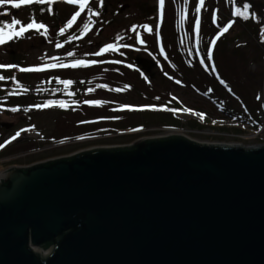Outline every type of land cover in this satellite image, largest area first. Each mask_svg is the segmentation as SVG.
Here are the masks:
<instances>
[{
    "label": "rangeland",
    "instance_id": "obj_1",
    "mask_svg": "<svg viewBox=\"0 0 264 264\" xmlns=\"http://www.w3.org/2000/svg\"><path fill=\"white\" fill-rule=\"evenodd\" d=\"M111 1L114 7L109 6L104 14ZM122 3L127 5L124 11L118 9ZM245 4L250 6L248 19L234 15ZM6 5L1 10L0 26L13 18L26 25L24 20H33V12L41 17V10L45 22L55 21V14L65 17L66 21L60 22L65 23L62 28L67 34L56 42L37 44L29 30L17 42L0 45V64L8 65L12 54L21 55L19 64H11L16 66L11 72L21 76L23 90L15 92L25 97L12 101L17 106L0 105V150L6 149L0 154V172L84 150L132 145L157 135L153 129L166 125L186 128L187 135L199 142L247 147L264 144V0H204L203 6L200 0H165L162 19L159 0H103L102 6L100 0H89L71 28L66 27L67 22L80 8L67 0L41 7L39 3L24 5L15 17L7 19L3 15L18 9ZM108 19L113 23L106 25ZM233 21L232 27L220 35ZM85 24L89 25L87 31ZM101 24L105 30L98 35ZM145 24L152 33L145 30ZM133 26L136 32L131 31ZM157 37L165 38L163 53L151 40ZM99 42L102 46L96 45ZM57 43L63 46L57 48ZM109 44L116 45L115 49L95 55ZM69 52L77 60L88 62L90 72H94L90 83L48 87L42 63H64ZM132 56L138 63L152 65L140 72ZM21 68L41 70L26 72ZM77 70L78 79L86 75L82 69ZM89 88L93 90L89 92ZM5 91L2 85L0 93ZM48 101L53 105L35 107ZM58 101L67 107H60ZM167 102L181 103L180 109L175 105L165 108ZM14 108L18 110L12 111ZM229 111L232 116L227 114ZM17 132L20 135L13 140Z\"/></svg>",
    "mask_w": 264,
    "mask_h": 264
},
{
    "label": "water",
    "instance_id": "obj_2",
    "mask_svg": "<svg viewBox=\"0 0 264 264\" xmlns=\"http://www.w3.org/2000/svg\"><path fill=\"white\" fill-rule=\"evenodd\" d=\"M0 264H264V144L170 134L5 169Z\"/></svg>",
    "mask_w": 264,
    "mask_h": 264
},
{
    "label": "snow or ice",
    "instance_id": "obj_3",
    "mask_svg": "<svg viewBox=\"0 0 264 264\" xmlns=\"http://www.w3.org/2000/svg\"><path fill=\"white\" fill-rule=\"evenodd\" d=\"M55 0H0V5H4V4H11L12 7L14 8H21L24 5H31L33 3H39V4H52L54 3ZM67 3L69 4H78L80 11H76L74 15H72L71 19L68 20L66 27L71 28L73 26V24L76 22L77 18L81 16V13L84 11V9L86 8V6L89 4V0H67ZM100 4L101 6L103 5V0H100ZM164 4H165V0H159V6H160V15H161V19L163 18V9H164ZM200 4L201 6H203L204 4V0H200ZM250 6L245 4L243 6V9L237 8L234 15L236 16H243L244 19H248V15H246L247 9ZM49 11H51V9H49ZM89 11H91L89 9ZM197 12L200 11V8L196 9ZM92 15L94 16H99L100 13L99 12H92ZM254 15V14H253ZM181 19L183 20V16L181 17ZM89 21H91V16H89ZM232 23L230 22L227 26H225L221 32L220 35H223L224 33H226L229 28L232 27ZM199 24L200 21L199 19L196 20V29L197 31L199 30ZM20 25L19 29L16 30V26ZM143 27L145 28V30H147L148 32L152 31V28H150L148 25H143ZM89 28L88 24L84 25V31H87ZM31 29H35L37 32H39L41 29H45L46 31V26L44 24H38L36 23L35 19L32 20V22L27 23L26 25L21 24V21L13 18L11 23L5 22L2 26H0V45L6 43L8 40L13 39L14 37H20L23 36L26 32H28ZM132 32H136L137 31V27L133 26L131 28ZM61 34H63L64 32V28L60 29ZM76 37H72V39H75ZM122 38V37H121ZM219 39V36L216 38ZM140 43L143 44L144 41L141 39ZM216 40H212V44L215 45ZM63 45L60 43L56 44L57 48L62 47ZM116 45L113 44H109L107 45L106 48H102L100 50V52L95 53V55H100L102 52L107 51L108 49H115ZM69 56L73 55V53L69 52L68 53ZM209 58H211V51L208 53ZM55 59V58H54ZM86 62L84 60H77L75 63L68 65V64H63L61 63L59 66L60 67H79L81 65H85ZM11 68V67H16L15 65H4V64H0V68ZM48 67H56L55 64L52 65H48ZM129 67H131V65H129ZM40 68H21L20 71H40ZM0 79H3V77H0ZM223 82V81H222ZM62 83L65 84V86L69 85L72 83V81H62ZM127 87V86H126ZM93 89L89 88L88 91L91 92ZM121 89H115V91H120ZM25 91H27V89H25ZM60 107L64 108L67 107L66 104H64L63 102H56ZM85 103H93L90 101H85ZM95 103H99V102H95ZM53 105L52 101H48L46 104L44 105H35V107L40 108V107H50ZM126 107H130V106H126ZM18 109H12V111H17ZM20 135L19 132L16 133L15 136L12 137L13 140H15L18 136Z\"/></svg>",
    "mask_w": 264,
    "mask_h": 264
},
{
    "label": "flooded vegetation",
    "instance_id": "obj_4",
    "mask_svg": "<svg viewBox=\"0 0 264 264\" xmlns=\"http://www.w3.org/2000/svg\"><path fill=\"white\" fill-rule=\"evenodd\" d=\"M114 4L115 3L113 1H111L108 4H106V6L104 8V14H107L108 13V10H109V6H111V7L113 6L114 7ZM41 6H42V4H39V7H41ZM27 7L28 6H26L25 8H27ZM126 7H127V5L122 3L118 7V9H120V11H124V9ZM4 8H7V5L6 4L0 6V15H1V10H3ZM19 10L20 9H18V11H16V12L9 13L10 15L9 14L3 15V17H5V19H7L6 18L7 16L15 17L16 14H18L19 12H21ZM38 12H39V15L40 14H43V15L41 17H38V16H35L34 15V12H33L32 13L33 14L32 18L35 19L36 23H38V24H44L46 26V31H45V29H41L39 32H37L35 29H31L30 31H32V36L35 37V38H32L33 41H37V44H40L41 43L40 41H43L42 43L45 44L47 40H51L53 42H56V41H58V40L61 39L62 35H66L67 34V32H65V31L63 32V34H61V32H60V29L65 25V23H62L60 21L65 22L66 21V18L65 17H64V19H62L63 18L62 16H58V15L56 16V14H55V16H54V20L55 21L45 22V19H44L45 18L44 11L39 10ZM53 13H55V12H53ZM26 20L27 21L24 20V23H26V24L32 22V20H30V19H26ZM102 21H103V19H102ZM6 22L9 23V20H7ZM105 23H106V25L112 24L113 23V20L112 19H108ZM104 30H105V26L103 24H101L100 29L98 31V35H101L102 33H104ZM152 31L149 32V33H152ZM164 39L165 38H161V37L151 38V40L155 42L154 45L156 46V49L159 50L162 53H163V50H164V48H163V41L162 40H164ZM18 40H20V38L14 37L13 39L8 40L7 42L8 43H10V42L14 43V42H17ZM102 44H103V42H99L96 45L97 46H102ZM93 45H94L93 42H91L90 46H93ZM151 46L153 47V45H151ZM170 55H171V53H170ZM170 55H169V58L173 59L171 57L172 55L171 56ZM133 58L135 59V57H133ZM62 61H64L63 64L71 65V64H73V63H75L77 61V57L76 56H74V57L73 56H70V57H67L66 60H62ZM94 61L95 60H93L91 62H93V64H94ZM135 61L137 63L136 67H137L138 71H140V72H143L144 69H146L147 67H149V66L152 65L151 63H147V64H145L143 62L138 63L136 59H135ZM42 65H43L44 78H45V80H47L48 87L54 88V89H57V87L59 85L61 87L63 86V88H64L65 87V84L62 83V81H72L71 84H73L74 86H77L78 83L86 84V82H89V79H91V73L92 74L94 73L93 70L90 72V68H89L88 62H86L85 65H81V66L75 67V68L69 66L68 67L69 70L66 71V72H61L58 69L60 67L59 66L60 64H57V63H55L56 67H48V65L45 62H43ZM50 65H52V64H50ZM86 65H87V67L85 68L84 66H86ZM169 67H171V66H169ZM77 69H82L83 70L82 72H85L86 75L83 76L81 79H78V77H77V71H79V70H77ZM116 73L119 76H121V74H122V73H119V72H116ZM93 76L94 75H92V77ZM122 82H125V81H122ZM66 88H68V86ZM171 104H172V102H171ZM164 105H165L164 107L167 108V109L170 106L168 104V102L167 103H164Z\"/></svg>",
    "mask_w": 264,
    "mask_h": 264
},
{
    "label": "trees",
    "instance_id": "obj_5",
    "mask_svg": "<svg viewBox=\"0 0 264 264\" xmlns=\"http://www.w3.org/2000/svg\"><path fill=\"white\" fill-rule=\"evenodd\" d=\"M10 57H11V62L8 65H11L14 63L19 64L21 62V60H20L21 55H19L18 53L12 54ZM17 57L19 58V60ZM84 67L86 68L87 65ZM12 70H13L12 67L11 68H8V67L0 68V73L2 74L1 77H3V79H0V81H1L0 88H2V85H3V87L6 88V91L4 92V94L0 93V105L17 106V104L13 103L12 101L20 100L24 97V96L23 97L19 96L22 93L19 92V94H17V92H15V91L23 90L22 89V81H21V76L19 77L14 72H11ZM79 84H82V83H79ZM66 91H69V90H66ZM56 95H57V93L55 94V96ZM170 105L171 106L175 105L176 108L180 109L181 103L175 102L172 104L170 103ZM0 109H2V108L0 107ZM227 114H229L230 116L233 115V113L230 111ZM179 122L177 121L176 124H180ZM128 146H130V145H128ZM5 150L6 149L0 150V154H4L6 152ZM49 246H50L49 243H46L45 245H43L44 248H47Z\"/></svg>",
    "mask_w": 264,
    "mask_h": 264
},
{
    "label": "built area",
    "instance_id": "obj_6",
    "mask_svg": "<svg viewBox=\"0 0 264 264\" xmlns=\"http://www.w3.org/2000/svg\"><path fill=\"white\" fill-rule=\"evenodd\" d=\"M153 131L157 132V135L152 137H163V136H168L170 134H179L190 137L189 135H187L189 134V132L186 128L178 127V126L166 125V126L154 128Z\"/></svg>",
    "mask_w": 264,
    "mask_h": 264
}]
</instances>
